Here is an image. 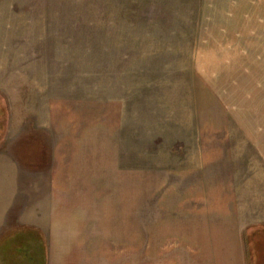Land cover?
I'll list each match as a JSON object with an SVG mask.
<instances>
[{
	"label": "rangeland",
	"instance_id": "rangeland-1",
	"mask_svg": "<svg viewBox=\"0 0 264 264\" xmlns=\"http://www.w3.org/2000/svg\"><path fill=\"white\" fill-rule=\"evenodd\" d=\"M0 98V179L15 175L12 162L19 175L29 166L50 175L54 159L74 155L72 144L94 140L101 179L105 139L123 150L108 174L128 177V190L113 191L108 216L98 192L97 214L86 219L98 246L75 248L78 262L185 257L166 246L169 223L192 226L194 244L209 230L210 246L193 247V259L227 264L237 236L247 257L246 230L253 256L264 258V230L254 229H264V0H0ZM114 104L115 136L105 114ZM60 141L63 156L54 152ZM200 144L201 185L185 175ZM175 186L204 198L179 200L156 225L159 208H174ZM92 233H79L81 242ZM104 236L112 246H99Z\"/></svg>",
	"mask_w": 264,
	"mask_h": 264
},
{
	"label": "crops",
	"instance_id": "crops-1",
	"mask_svg": "<svg viewBox=\"0 0 264 264\" xmlns=\"http://www.w3.org/2000/svg\"><path fill=\"white\" fill-rule=\"evenodd\" d=\"M108 108L105 114L107 126H109L108 129L111 131L109 135L115 136L117 134V130L115 132V127L118 123L120 126L119 115L121 113L117 104L112 105V107L109 106ZM95 119L94 117L90 118V120ZM121 128H123L122 125ZM121 128H119V131ZM87 135L86 132V136ZM120 135L121 133L119 136ZM105 141L103 152L100 151V157L103 155V157L108 160V169L107 175L101 177V179L93 174L94 160L99 157V150L95 140L93 143L72 144L74 155L71 152L72 155L69 153L65 159L63 157L62 159H54L51 171L52 174L50 175L46 174L47 172L38 174L36 170H32V166L26 169L25 175H19L16 173V171H18L17 163H8V165L11 164L12 170L14 169L15 175L12 178L4 177L0 179V264H90L89 261L83 263L78 262L79 260H77V257L74 255V249L98 246V239L94 234L98 229L95 224L90 225L88 223L89 219L86 220L88 217L97 214L96 199L103 197V195L98 196V192H104L107 205L105 215L108 216L110 211L107 201L113 199V191H118L119 189L128 190L127 185L129 183L127 180L128 177H125L127 178L125 180V178L120 176L113 177L108 174L109 171H112L113 167V153H115L116 159H118L119 154V160L122 162L123 150L120 145H114L112 142L107 141V139H105ZM55 147L56 149L54 152H62V156L67 153L64 149L65 145L61 144V141L56 143L54 148ZM199 147L200 151L196 155V161L187 165L190 169L186 171L185 175L191 178L194 176L199 177L200 180L198 181L199 185H201L202 178H204L205 184L208 183V180L204 170L207 166V161H205V156L203 157V146L200 144ZM119 160L116 161V166H122V163L119 164ZM137 183L140 182L137 181ZM192 183L194 182L192 181ZM98 184H103L104 187L102 188L98 186ZM141 185H144L143 177L141 178ZM181 187L182 186L177 188L175 186L177 191H174L172 188L173 190L170 194L168 193L167 199L170 201L172 200L171 205L174 208H159V214H157L158 218L154 222L156 225L161 223L160 217L162 212H167V210H175L176 212L177 206L175 205L181 203L178 202L179 200H193L196 197L200 199L204 198L203 195H200V197L198 195L194 196V192L191 193V190L184 193ZM196 189L197 187L193 190ZM141 192H144L143 186L141 187ZM189 193L190 196L188 195ZM142 194L144 198V193ZM140 215L138 212V216ZM168 225L170 227L174 226V228L170 230V233L173 234L172 236L171 234L169 235V244L166 246L185 249V257H181L180 259L178 257L167 258L161 261L162 264H167V262L168 264H175L178 262L182 264H194V261L196 264L209 263L207 254L201 253L199 257L193 259L192 251L193 247L210 246L208 229H204V234L200 241L194 244L192 236L194 230L192 226L186 227V231V229L176 228V224L171 225L169 223ZM153 228H156L155 224ZM254 229L264 230L261 227H255ZM107 230H110L109 226ZM140 230L143 232L144 225ZM198 230L202 234L203 228L200 227ZM4 232L8 233L3 235L2 233ZM82 232H93L92 235L83 236L84 243H82L80 239L82 235H79V233L82 234ZM187 232L189 233L188 236L186 235ZM250 233L252 234L251 230L248 232L246 230L245 246L247 248V257L244 255L240 236H237V243L235 241L232 243V246L236 249V251H234L235 254L223 258L225 263L245 264L246 261L247 264L264 263L263 252L261 250H258V252L256 251L255 257L253 256L254 253L252 251ZM8 234L12 235L9 236ZM8 236L9 238H7ZM104 237L105 241L99 240V242H101L99 246L108 247V243H111V236ZM229 239L234 240L232 236H230ZM214 242L215 241H212V244ZM229 242L230 241L227 240L226 244ZM182 249L181 252H183ZM104 263H106V259Z\"/></svg>",
	"mask_w": 264,
	"mask_h": 264
},
{
	"label": "trees",
	"instance_id": "trees-1",
	"mask_svg": "<svg viewBox=\"0 0 264 264\" xmlns=\"http://www.w3.org/2000/svg\"><path fill=\"white\" fill-rule=\"evenodd\" d=\"M0 106H1V107L3 106V103H2V101H1V98H0ZM0 120H2V115H0ZM4 130H5L4 125H3L2 121H0V134H1L0 136L3 135Z\"/></svg>",
	"mask_w": 264,
	"mask_h": 264
}]
</instances>
